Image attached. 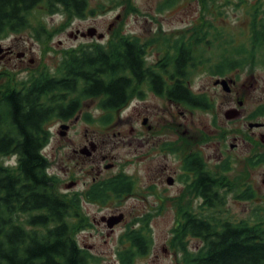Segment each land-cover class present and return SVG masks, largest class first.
I'll return each mask as SVG.
<instances>
[{
  "label": "flooded vegetation",
  "instance_id": "1",
  "mask_svg": "<svg viewBox=\"0 0 264 264\" xmlns=\"http://www.w3.org/2000/svg\"><path fill=\"white\" fill-rule=\"evenodd\" d=\"M164 3L175 4L173 0ZM194 27L177 35L159 30L155 37L161 39L156 45L131 46L140 60V76L127 72L129 93L121 110L104 108L103 96L81 102L78 95L76 101H65L60 112L63 118L46 126L41 153L48 164L50 189L74 211V240L85 261H99L106 254L90 240L98 238L107 245L114 235L109 254H115L117 264L124 255L133 256V264L147 257L153 222L166 213L172 215V225L168 248L162 252L182 257L171 244L183 228L200 216L206 222L211 210L229 211L225 207L229 196L241 201L237 196L245 194L246 202L256 198V172L264 164V82L258 84L247 72L248 61L244 66L232 63L233 69L224 74L215 67L202 69L200 59L193 69L194 46L176 41L182 34L191 37ZM86 32L77 31L75 39L87 37ZM92 38L102 41L105 35L97 32ZM107 39L106 44L84 47L109 50ZM12 43L1 45L0 62L17 59L22 64L26 52ZM178 49L185 52L181 58L187 70L182 76L171 68ZM202 73L208 79L195 86ZM36 79L30 76L26 83ZM178 89L185 93L181 95ZM94 105L96 116L91 114ZM119 148L124 149L122 155L117 153ZM113 218L118 221L112 223ZM190 239L194 238H184L187 246Z\"/></svg>",
  "mask_w": 264,
  "mask_h": 264
},
{
  "label": "trees",
  "instance_id": "2",
  "mask_svg": "<svg viewBox=\"0 0 264 264\" xmlns=\"http://www.w3.org/2000/svg\"><path fill=\"white\" fill-rule=\"evenodd\" d=\"M198 2L201 25H195L191 37L182 34L176 41L178 45L194 46L193 69L199 59L204 62L202 69L213 71L215 67L219 74L229 73L234 62L244 66L243 62L248 61V69L264 67V16L260 15V7L253 6L246 42L239 43L235 35L213 24L222 13L220 1ZM40 5L50 15L61 12L68 21L93 14L89 0H0V36L28 29L29 15ZM130 11L135 9L129 6L124 14ZM38 29L44 31L43 26L38 25ZM159 39L154 37L140 43L124 34L112 35L107 42L112 46L109 50L83 46L68 51L56 70L57 78L67 80L47 81L44 79L50 76L39 72L31 75L37 78L34 82H23L15 89L0 85V157L16 159L15 168L0 163V264L98 263L84 260L74 240V211L50 189L48 164L41 153L46 143V126L63 118L60 112L65 101H76L78 95L81 102L103 96L104 108L121 110L129 93L127 72L140 76V60L131 46H152ZM161 46L162 43L157 45ZM184 54L178 49L177 62L171 67L178 76L187 70L181 58ZM242 56L245 57L239 59ZM71 78L74 82L68 81ZM178 92L185 93L182 89ZM237 199L248 198L241 194ZM207 215L206 222L200 216L173 239L172 247L182 255L180 264H264L263 218L251 224L243 220L235 222L223 210H211ZM182 233L200 239L201 248L190 252ZM121 257L120 264L134 263L131 255Z\"/></svg>",
  "mask_w": 264,
  "mask_h": 264
},
{
  "label": "rangeland",
  "instance_id": "3",
  "mask_svg": "<svg viewBox=\"0 0 264 264\" xmlns=\"http://www.w3.org/2000/svg\"><path fill=\"white\" fill-rule=\"evenodd\" d=\"M118 1L120 3L117 4ZM219 1L222 13L213 21V24L218 29L223 28L224 31L235 35L234 37L239 43L246 42L248 22L253 6L258 5L260 15L264 16V0H243V3L239 5L236 4L239 0H230L228 4L223 3V0ZM164 2L165 0H131L129 3H126L125 0H89V9L93 14L84 19L70 21L61 12L52 15L46 13L43 6L40 5L29 15L30 27L28 29L16 34L0 36L2 46L14 42L15 44H12L19 45L17 49L26 52L27 57L22 64L17 59L0 62V83L11 88L20 84L21 81L26 82V79L34 73L46 72L49 76H56V67L62 56L68 51L77 50L79 47L87 45L105 44V40L112 35L124 34L130 38L138 37L139 42L144 43L154 38L159 30L167 34L173 32L174 35H177L183 33L186 27L192 28L198 24L200 15L198 0H173L175 4L170 8H167ZM129 6L135 11H130L125 15L124 12ZM160 6L165 9H161ZM38 25L43 26L44 31L38 29ZM90 28L103 33L104 40L98 41L96 38L88 37L75 39L77 31L86 32ZM29 58L32 59L31 64L28 62ZM248 70L247 72H251L257 79L258 84L262 85L264 67L257 66ZM206 79L208 77L205 76V73L200 74L194 82L195 86ZM88 106H90L89 102L85 108L88 109ZM94 109L95 105L91 108V114L96 116L97 113L93 111ZM54 128H57V125ZM123 152V148L117 150L119 155H122ZM0 163L15 168L16 159L0 157ZM263 172L264 164H260L256 172V198L252 202L236 201L233 196H229L225 206L229 211L225 212L231 220L235 222L243 220L252 224L255 223V220L264 219V186L261 184ZM171 217L170 213H166L165 216L157 218L153 222V243L150 252L147 257L144 256L137 260L135 264H179V255L174 256L173 252L170 255H164L162 252L164 247L168 248L166 242L172 225ZM114 238L115 235L111 240H107V245H102L101 239L98 238L90 240L106 252L103 257L100 255L97 264L118 263L115 254H109V249L114 247ZM188 243L187 247L190 252H195L196 246L198 249L202 246V243L196 239H190ZM95 253L98 254L96 251Z\"/></svg>",
  "mask_w": 264,
  "mask_h": 264
},
{
  "label": "water",
  "instance_id": "4",
  "mask_svg": "<svg viewBox=\"0 0 264 264\" xmlns=\"http://www.w3.org/2000/svg\"><path fill=\"white\" fill-rule=\"evenodd\" d=\"M96 34V32H95V30L94 29H90V30H88V32H87V35L89 36V37H93L94 35ZM102 36H98V38H101ZM0 52H1V47H0ZM223 84H225V82L223 81ZM112 221V223H116L117 221H118V219H116V218H113V219H111ZM110 224V223H109Z\"/></svg>",
  "mask_w": 264,
  "mask_h": 264
}]
</instances>
